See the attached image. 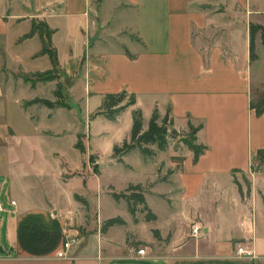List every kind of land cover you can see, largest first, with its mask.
<instances>
[{
  "label": "crops",
  "instance_id": "obj_1",
  "mask_svg": "<svg viewBox=\"0 0 264 264\" xmlns=\"http://www.w3.org/2000/svg\"><path fill=\"white\" fill-rule=\"evenodd\" d=\"M250 21L264 24V0H0V264H264V165L250 168L264 146V111L250 106L253 83L264 85V41L256 34L250 59ZM36 22L40 29L29 34ZM46 33L51 52L42 51ZM53 63L55 78H24ZM58 81L64 104L27 102L54 100ZM120 90L133 92L135 103L112 119L93 113L104 93ZM69 95L86 115L72 135ZM135 107L143 119L168 109L177 131L201 124L196 142L206 148L196 160L173 144L142 154L144 177L129 183H140L154 219L141 211L135 221L112 184L110 205L128 213L104 214L99 188L93 216L83 189L70 182L88 162L99 174L91 140L105 133L103 123L126 125L107 147L110 161L123 160L129 150L115 155L113 145L129 138ZM243 176L249 188L240 191ZM116 215L124 222L102 230ZM193 222L199 236L189 234ZM131 230L145 242L144 256ZM69 236L78 241L65 248ZM239 244L255 256L234 255Z\"/></svg>",
  "mask_w": 264,
  "mask_h": 264
},
{
  "label": "trees",
  "instance_id": "obj_2",
  "mask_svg": "<svg viewBox=\"0 0 264 264\" xmlns=\"http://www.w3.org/2000/svg\"><path fill=\"white\" fill-rule=\"evenodd\" d=\"M40 22L33 23L32 28L29 34H32L35 30L40 29ZM49 33V29H46ZM248 32H249V57L250 59L257 58L256 53V43H255V36L257 33L260 34V38L264 41V24L260 22L250 21L248 24ZM48 33L46 36L42 37L43 40V52H51V48L48 45V41L46 42V38L48 37ZM55 63H53L52 68L34 71L31 73L24 74L25 79H29L31 81L35 80H48L55 78V74H53V70H55ZM254 93V92H253ZM250 95V106L254 108L256 113H261L264 111V85L262 89L254 94ZM53 94L55 96L54 100H51L47 97H38L35 96L31 100L27 102H37L49 107L55 105H62L64 104L63 101V93L60 89V82L58 81L56 84V88L53 90ZM135 103V94L133 92H128L126 90L114 91V92H106L103 95V99L99 110L96 113H103L108 118H114L120 111L126 108L129 105ZM142 111L140 108L135 107L132 109V123L129 132V138H124L122 143L119 145H113V153L120 154L123 152L128 151L131 148L139 147L140 150L144 154L152 153V149L148 147L146 144H156L158 149H164L168 143V133L167 131L173 134L177 130L172 127V117L169 116V110L167 109L163 115H160L158 110L155 108L148 120L147 127L144 129L142 127ZM201 126V124L193 125L188 122V129H189V137L180 136L179 139L183 141L188 148L193 151V160H196L198 155L203 152L206 148V145L203 143L196 142L195 133L197 129ZM76 146L80 149V151H84V146L82 141L79 139L76 142ZM90 159L93 160V157L90 156ZM264 165V146L258 148L254 155L252 156V162L250 164L251 170H258L261 169ZM238 188L241 191V187L238 184ZM249 188V182L247 183V189ZM112 196L115 199L123 198L126 201L127 208L129 212L135 219V212L138 210L137 205L141 204V210L145 211V219L150 220L156 217L155 213L147 206L145 202L144 195L142 193V188L140 183H129L124 190L120 192L113 191ZM124 220L121 216L116 215L112 217L106 218L101 226V229H105L109 225L112 224H121ZM154 235L159 238V232L157 229H153Z\"/></svg>",
  "mask_w": 264,
  "mask_h": 264
},
{
  "label": "rangeland",
  "instance_id": "obj_3",
  "mask_svg": "<svg viewBox=\"0 0 264 264\" xmlns=\"http://www.w3.org/2000/svg\"><path fill=\"white\" fill-rule=\"evenodd\" d=\"M257 17H261V16H257ZM240 18H239V22H240ZM241 25V23L239 24V26ZM258 34V33H257ZM257 36V35H256ZM17 73L20 72V70L16 71ZM22 73V72H21ZM56 73V70H53V74ZM26 74V73H24ZM254 84V95L259 92L262 87L258 86V84L256 82L253 83ZM54 96V94H53ZM52 96V97H53ZM69 101L72 103L73 107L70 111H69V126L70 129L72 130L69 135L75 134L74 131V125H78L79 129L84 127V119L86 118V115L82 114L83 110L80 111L79 106L81 105L77 103V101L73 100V97H71L70 95L68 96ZM55 99V96H54ZM92 104V102H91ZM83 105V104H82ZM97 104H95L93 107H95ZM92 107V108H93ZM97 111V110H96ZM96 111H94V114H97ZM73 114V115H71ZM149 115H146V117L143 119L144 121V126H147L148 120H149ZM105 122V121H104ZM99 121L96 120V122L93 124L94 125H98ZM93 128V127H92ZM102 130L105 132L101 138H95L92 142V146H95L96 149L98 151H100L101 153V161L99 162V174H96L94 170H96L95 168V164L93 162H88L85 164L84 168H83V176H76L72 179V181L70 182V184L72 186H74L76 189L81 188L83 189L84 192V196L86 198V200L89 202L90 205V211L92 213L93 216H95V205H96V201H97V195L100 193L99 188L101 189V197H102V207H103V213L107 214V215H112L114 214L113 211L114 209H116L115 211L121 214H125L128 213L127 209L125 207V205L123 207L120 206H116L115 208H113L114 206L110 205V201L111 199H109L106 196V192L105 189L109 184H112L113 187H111V189H114L116 192H120L121 190H123V188L131 181H138V180H142L144 177V173L142 171L143 165L142 162L144 161L143 158V152L140 150L139 147H135V148H131V150L129 149V151L123 155V160L121 161H110V152L109 149L107 148L109 145V143L111 141H115V139L117 138H121V136L123 135L124 131H128L125 130L126 125L124 124V122L118 126L115 125L114 123L108 121L105 123H103L101 125ZM84 131V130H83ZM86 132V130H85ZM168 135V145H172L177 147V150L182 153V151L185 150V148H187V145L181 141L179 139L180 136H185V137H189V129L187 131L184 130H180V131H176L175 133H171L170 130L167 131ZM100 139V140H98ZM128 139V138H127ZM67 141V140H66ZM66 141H64V144L66 143ZM83 145L86 147L89 144L87 143V137H83L81 139ZM122 141L119 143L121 144ZM147 146H152L150 147L153 151L157 150V146L156 144H146ZM120 146V145H119ZM166 146V147H167ZM97 171V170H96ZM249 182V180L247 179V177L243 176L242 178V182H238V184L241 186H243L246 189L247 183ZM141 204H138V210L135 212V221L137 219L136 215L138 216V218H140V212H144L145 215V211L141 210ZM156 208L158 209L157 211L160 212V219L159 220H163V209L161 206H156ZM194 223V222H193ZM192 223V224H193ZM191 224V225H192ZM153 229L155 228H151V232L153 233ZM202 231V230H201ZM189 234L191 235V226L189 228ZM116 236V234H114ZM144 236L146 235V233L143 234ZM130 236L133 238L132 239V243H133V248H138L140 246H145L143 243L140 242L139 239L136 238L137 234L134 233V230L130 231ZM155 236V235H154ZM160 236V235H159ZM168 236V235H166ZM193 236V235H192ZM199 236V235H198ZM156 237V236H155ZM157 238V237H156ZM166 239V237H165ZM158 241L161 239H157ZM151 245V244H150ZM151 247L153 248V251L160 253L161 251H163V249L161 247H158L157 245H151ZM162 253V252H161Z\"/></svg>",
  "mask_w": 264,
  "mask_h": 264
},
{
  "label": "built area",
  "instance_id": "obj_4",
  "mask_svg": "<svg viewBox=\"0 0 264 264\" xmlns=\"http://www.w3.org/2000/svg\"><path fill=\"white\" fill-rule=\"evenodd\" d=\"M9 201H10V203H15V200H13V199H10ZM3 208H4L3 203L0 200V209H3ZM201 229H202V226L200 224L194 222L191 225V235L198 236L201 233ZM77 241H78V238L75 236L66 237V238H64L63 246L65 248H67V247L71 246L73 242H77ZM136 254L144 256L146 254V246L138 247L136 249ZM234 255H236V256H250V257L255 256L252 249H248L244 245H240V244L237 245V247L234 251Z\"/></svg>",
  "mask_w": 264,
  "mask_h": 264
}]
</instances>
